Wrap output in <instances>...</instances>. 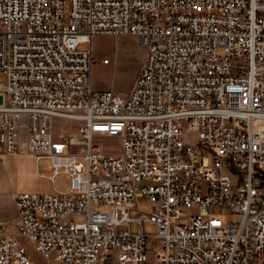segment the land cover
<instances>
[{
    "label": "built area",
    "instance_id": "obj_1",
    "mask_svg": "<svg viewBox=\"0 0 264 264\" xmlns=\"http://www.w3.org/2000/svg\"><path fill=\"white\" fill-rule=\"evenodd\" d=\"M95 35L146 48L130 95L94 90ZM0 75V156L71 176L14 194L0 264H34L20 237L50 264H264V0H0ZM53 117L77 125L55 138Z\"/></svg>",
    "mask_w": 264,
    "mask_h": 264
},
{
    "label": "rangeland",
    "instance_id": "obj_2",
    "mask_svg": "<svg viewBox=\"0 0 264 264\" xmlns=\"http://www.w3.org/2000/svg\"><path fill=\"white\" fill-rule=\"evenodd\" d=\"M90 43H82L79 48L82 50L89 49ZM91 47L95 62L92 69L93 88L98 92L111 91L117 95L128 96L135 87L136 80L145 61L147 50L142 45L140 39L133 35L123 36H93ZM108 59L109 63L105 64L104 60ZM0 82L7 83V77L0 75ZM53 133L58 138L59 134L68 133L72 125L76 123L69 122L61 117H53ZM187 125V123H185ZM187 141L196 142L198 133L196 131L187 132ZM94 142L98 143L106 153L119 155L122 151V140L117 136L104 137L95 136ZM30 155L32 154H22ZM16 167V190L25 192H35L39 194H49L55 192H67L71 188V176L61 171L52 180L51 176L55 173V167L51 159H43L40 162V172L42 177H34L29 174L27 167L29 162L25 156H21L15 163ZM139 207L147 210L151 204L143 199L139 201ZM225 221H233L234 215L227 206L217 205L212 208ZM131 219H137L140 211L133 208L129 212ZM133 232L138 231L136 221L132 222ZM144 231L146 234L154 236L157 234V227L147 222L144 223ZM19 241L27 249L29 256L34 264H50L39 252L31 245L30 241L25 237H20ZM156 238H152L148 243L147 256L150 263L154 262V254L156 251Z\"/></svg>",
    "mask_w": 264,
    "mask_h": 264
},
{
    "label": "crops",
    "instance_id": "obj_3",
    "mask_svg": "<svg viewBox=\"0 0 264 264\" xmlns=\"http://www.w3.org/2000/svg\"><path fill=\"white\" fill-rule=\"evenodd\" d=\"M21 156H25L29 162V167L25 169L30 175L34 177H42L40 172V162L43 159L37 160L33 155H8L3 154L0 156V222L11 219L13 221L12 229H15V218L13 214L15 212L13 197L14 194H19L25 191L16 190V167L15 163ZM49 160V158H47ZM53 175L51 179L53 180Z\"/></svg>",
    "mask_w": 264,
    "mask_h": 264
},
{
    "label": "water",
    "instance_id": "obj_4",
    "mask_svg": "<svg viewBox=\"0 0 264 264\" xmlns=\"http://www.w3.org/2000/svg\"><path fill=\"white\" fill-rule=\"evenodd\" d=\"M3 103V95H0V104Z\"/></svg>",
    "mask_w": 264,
    "mask_h": 264
}]
</instances>
